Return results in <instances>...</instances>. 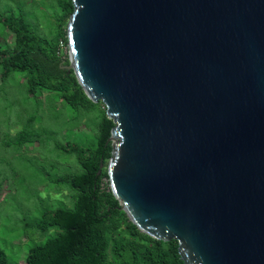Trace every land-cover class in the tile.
Segmentation results:
<instances>
[{
    "label": "water",
    "instance_id": "95a60500",
    "mask_svg": "<svg viewBox=\"0 0 264 264\" xmlns=\"http://www.w3.org/2000/svg\"><path fill=\"white\" fill-rule=\"evenodd\" d=\"M70 1L119 208L182 264H264V0Z\"/></svg>",
    "mask_w": 264,
    "mask_h": 264
},
{
    "label": "trees",
    "instance_id": "16d2710c",
    "mask_svg": "<svg viewBox=\"0 0 264 264\" xmlns=\"http://www.w3.org/2000/svg\"><path fill=\"white\" fill-rule=\"evenodd\" d=\"M58 13L53 19L50 37L40 35L21 13H2L4 28L12 42L0 48V77L18 72L25 78L29 94L46 93L51 101L62 100L73 110L98 108L93 121L94 142L81 145L72 141L56 143L74 157L80 171L56 176L53 185L76 191L70 207L42 208L34 222L37 232L56 227L53 236L29 248L24 264H182L174 239L162 241L150 237L128 219L119 208L103 177L106 168L99 163L108 159V137L113 122L101 102H92L82 91L60 46H67L66 22L72 11L70 0H55ZM103 182V183H102ZM0 264H15L0 246Z\"/></svg>",
    "mask_w": 264,
    "mask_h": 264
},
{
    "label": "rangeland",
    "instance_id": "374dc122",
    "mask_svg": "<svg viewBox=\"0 0 264 264\" xmlns=\"http://www.w3.org/2000/svg\"><path fill=\"white\" fill-rule=\"evenodd\" d=\"M54 1L0 0V15L21 13L40 35L50 37L58 13ZM11 42L0 18V48ZM26 87L18 72L0 77V246L15 264H24L29 248L57 230L35 231L41 209L70 207L76 196L74 190L53 185L56 176L80 171L74 157L56 143L93 144L98 112L96 107L73 110L62 100L51 101L45 92L29 94Z\"/></svg>",
    "mask_w": 264,
    "mask_h": 264
},
{
    "label": "built area",
    "instance_id": "2783aa9c",
    "mask_svg": "<svg viewBox=\"0 0 264 264\" xmlns=\"http://www.w3.org/2000/svg\"><path fill=\"white\" fill-rule=\"evenodd\" d=\"M61 53H62L63 56H65V55L67 56V48L64 49V50H61ZM103 182L107 185V188L110 189V187H109V182H108V178L103 177ZM103 182H102V183H103Z\"/></svg>",
    "mask_w": 264,
    "mask_h": 264
}]
</instances>
